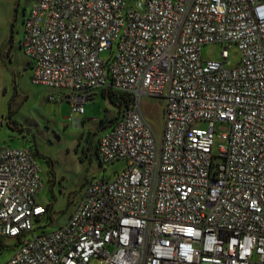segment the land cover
I'll return each mask as SVG.
<instances>
[{
    "label": "built area",
    "instance_id": "obj_1",
    "mask_svg": "<svg viewBox=\"0 0 264 264\" xmlns=\"http://www.w3.org/2000/svg\"><path fill=\"white\" fill-rule=\"evenodd\" d=\"M22 47L72 114L101 89L132 102L97 148L123 170L52 230L35 152L1 148L0 240L16 244L0 264H264V0H32ZM144 96L165 99L161 134Z\"/></svg>",
    "mask_w": 264,
    "mask_h": 264
},
{
    "label": "rangeland",
    "instance_id": "obj_2",
    "mask_svg": "<svg viewBox=\"0 0 264 264\" xmlns=\"http://www.w3.org/2000/svg\"><path fill=\"white\" fill-rule=\"evenodd\" d=\"M32 0H0V150L4 146L31 148L42 168L45 184L38 200L49 204L44 229L52 230L65 222L82 197L86 186L99 178L113 179L125 164H103L97 153L101 137L111 128L120 108L96 93L84 105L82 115L72 114L69 102L62 101L61 91L33 82L31 60L22 47L25 19ZM218 43L202 47L206 60L221 58ZM231 64L239 62L241 50L229 48ZM110 56L104 51L102 57ZM55 95L56 99L49 97ZM163 97L144 96L142 107L153 128L161 134L164 124ZM228 124L215 127L214 150L226 141L221 137ZM2 260L14 253V240H6Z\"/></svg>",
    "mask_w": 264,
    "mask_h": 264
},
{
    "label": "trees",
    "instance_id": "obj_3",
    "mask_svg": "<svg viewBox=\"0 0 264 264\" xmlns=\"http://www.w3.org/2000/svg\"><path fill=\"white\" fill-rule=\"evenodd\" d=\"M98 93H100L103 97L109 99L113 104H115L120 108L119 114L112 121L113 123L121 117L124 109L128 107L132 102V96L124 92L115 91L111 89H101L100 91L97 92V94ZM49 210H50V206H49ZM5 245H6L5 242L0 240V253H2V251L4 250Z\"/></svg>",
    "mask_w": 264,
    "mask_h": 264
}]
</instances>
